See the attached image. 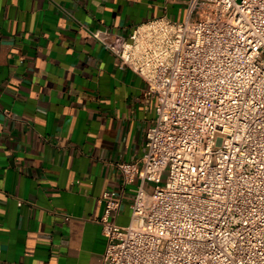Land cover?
I'll return each instance as SVG.
<instances>
[{"label": "built area", "instance_id": "built-area-1", "mask_svg": "<svg viewBox=\"0 0 264 264\" xmlns=\"http://www.w3.org/2000/svg\"><path fill=\"white\" fill-rule=\"evenodd\" d=\"M189 13L96 31L157 101L127 226L106 190L102 264H264V0H189ZM147 184H153L148 192Z\"/></svg>", "mask_w": 264, "mask_h": 264}, {"label": "crops", "instance_id": "crops-1", "mask_svg": "<svg viewBox=\"0 0 264 264\" xmlns=\"http://www.w3.org/2000/svg\"><path fill=\"white\" fill-rule=\"evenodd\" d=\"M189 0H0V264H102L106 190L130 223L157 101L94 32L129 36Z\"/></svg>", "mask_w": 264, "mask_h": 264}, {"label": "rangeland", "instance_id": "rangeland-1", "mask_svg": "<svg viewBox=\"0 0 264 264\" xmlns=\"http://www.w3.org/2000/svg\"><path fill=\"white\" fill-rule=\"evenodd\" d=\"M146 189H147V191L150 192V193L153 192V190H154V186H153V184H147V185H146Z\"/></svg>", "mask_w": 264, "mask_h": 264}]
</instances>
